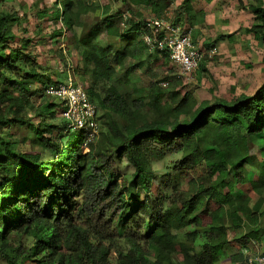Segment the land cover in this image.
<instances>
[{"label":"trees","instance_id":"obj_1","mask_svg":"<svg viewBox=\"0 0 264 264\" xmlns=\"http://www.w3.org/2000/svg\"><path fill=\"white\" fill-rule=\"evenodd\" d=\"M194 1L180 0L171 22H190ZM251 1L247 32L264 45V0ZM140 6L169 20L159 0H116L115 14L105 9L91 26L81 19L95 10L86 0L39 13L61 24L52 39L70 31L83 49L97 131L57 122L66 104L48 91L63 81L41 71L31 39L13 45L21 19L0 11V255L8 264H244L250 244L264 255V77L253 95L199 101L169 54L144 42L151 31L133 11ZM223 38L205 43L200 75ZM144 68L147 87L137 81ZM15 124L30 134H12ZM123 162L134 169L128 177Z\"/></svg>","mask_w":264,"mask_h":264},{"label":"rangeland","instance_id":"obj_2","mask_svg":"<svg viewBox=\"0 0 264 264\" xmlns=\"http://www.w3.org/2000/svg\"><path fill=\"white\" fill-rule=\"evenodd\" d=\"M58 1L6 0L0 6V11L14 14L21 19L22 23L16 24L14 29L20 36V40L19 43H13V45L19 46L23 40L31 39L30 48L35 54L37 62L42 66V70H40L44 74L53 80H62V83L66 81L68 76H72L80 85L87 87L90 75L86 79H82L80 76L83 49H79L81 46L74 40L72 32L66 31L61 37L52 39V34L61 27V24L39 16V13L43 11L49 13ZM86 1L95 8V10H89L87 15L81 16V19L90 26L99 20L103 22L105 19L103 18L104 10L108 8L111 10L116 4V0ZM172 1L159 0L161 7L167 9L166 12L170 21L175 17L180 0ZM251 3H253L251 0H196L193 2V11L190 14L191 21L182 22L180 25L191 29L192 35L197 34L195 37L196 47L201 53V62L207 52L205 43L212 44L217 37L224 36L209 50V59L206 61L207 72L204 76L199 73V64L195 72L188 77H183L185 85L190 88L199 101L230 97L231 94L253 95L261 86L264 77L261 68L264 45H261L252 34L247 32L254 20V14L249 9ZM133 11L139 12L143 21L154 18L149 7L140 6L134 8ZM110 13L115 14L114 10H111ZM126 16L129 17V14L126 13ZM147 68L137 71V75H140L137 81L144 87H147L149 76L152 73H147ZM153 71L162 76L166 70L158 62L156 69L153 67ZM61 100L56 99V102L64 101ZM59 119H62V115L57 111V122ZM34 121L37 122L38 120L35 118ZM10 132L20 138L24 134H30L26 126L18 124L12 125ZM36 148L40 149V147ZM253 151L256 150L253 149ZM176 157L178 156L174 158ZM158 166L163 167V163ZM119 170L121 173H125L124 176L127 177L134 172L132 166L124 162L120 163ZM233 236L234 234L231 232L230 237ZM231 250L235 251V248L232 247ZM244 253L250 257L259 254V250L257 246L250 244L244 249ZM115 257L112 256V259ZM226 263L229 261L223 264ZM0 264H8L4 260V255H0Z\"/></svg>","mask_w":264,"mask_h":264},{"label":"built area","instance_id":"obj_3","mask_svg":"<svg viewBox=\"0 0 264 264\" xmlns=\"http://www.w3.org/2000/svg\"><path fill=\"white\" fill-rule=\"evenodd\" d=\"M124 18L127 16L124 15ZM145 25L151 32L144 36V42L150 50L165 51L169 54L177 69L174 75L188 77L195 72L202 57L193 41L191 29L155 17L146 19ZM161 85L165 87L167 83L162 82ZM48 92L64 100L66 109L62 116L71 121L75 129L89 127L95 131V108L75 78L69 76L64 83L50 87ZM245 264H264V255L249 257Z\"/></svg>","mask_w":264,"mask_h":264},{"label":"clouds","instance_id":"obj_4","mask_svg":"<svg viewBox=\"0 0 264 264\" xmlns=\"http://www.w3.org/2000/svg\"><path fill=\"white\" fill-rule=\"evenodd\" d=\"M68 77H69V76H68ZM68 77H67V78H68ZM76 82L78 83V81H76ZM82 87H83V86H82ZM83 89L86 91V87H83ZM95 115H96V114H95ZM256 255H262V254L259 253V254H256ZM256 255H254V256H256ZM245 256H246V255H245ZM250 257H252V256H250ZM247 258H249V256H248V257H247V256L245 257V262H246ZM245 262H244V264H245Z\"/></svg>","mask_w":264,"mask_h":264}]
</instances>
